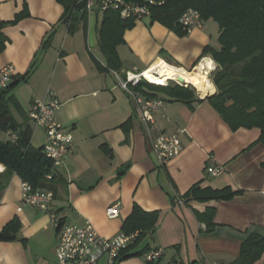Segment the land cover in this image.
Listing matches in <instances>:
<instances>
[{
	"label": "crops",
	"instance_id": "crops-1",
	"mask_svg": "<svg viewBox=\"0 0 264 264\" xmlns=\"http://www.w3.org/2000/svg\"><path fill=\"white\" fill-rule=\"evenodd\" d=\"M25 9L28 17L1 29L7 42L0 50V68L15 67L16 82L9 93L27 114L35 99L48 101L51 92L61 103L57 118L71 130L75 143L63 165L56 168L58 191L52 211L62 223L90 221L99 234L110 237L122 230L135 204L145 211H157L154 232L129 251L142 254L115 264H147L145 253L155 248L163 249L159 264L165 257L166 264L174 258L188 264H231L250 234L264 235L261 130H233L212 103L200 97L207 91L202 95L195 89L203 100L192 105L158 93L155 96L164 99L165 110L155 113L156 131L185 129L182 151L160 164L145 124L114 75V71L146 69L160 58L182 70H193L204 57L212 58L205 53L207 47H220L215 20L192 30L173 29L151 18L134 20L133 27L123 33L124 42L117 46L120 70H108L100 49L103 11L96 9L80 18L71 33L63 21L65 7L58 0H0V22L13 21ZM207 71L212 80V71ZM212 84L215 92L210 95L217 91L213 80ZM31 123L32 144L40 147L46 132ZM0 138L5 139L6 132ZM125 165L129 166L119 173ZM209 166L225 170L214 176L208 173ZM4 170L0 165V172ZM22 181L13 173L0 194V230L13 219L20 222L14 238H0V264H54L60 227L52 223L49 213L23 203ZM197 184L231 188L237 194L230 199L179 203ZM115 202L119 203L118 215L109 217L107 208ZM210 207L215 209V226L208 230L198 214ZM254 264H264V252Z\"/></svg>",
	"mask_w": 264,
	"mask_h": 264
},
{
	"label": "trees",
	"instance_id": "trees-1",
	"mask_svg": "<svg viewBox=\"0 0 264 264\" xmlns=\"http://www.w3.org/2000/svg\"><path fill=\"white\" fill-rule=\"evenodd\" d=\"M65 7L63 21L69 24L71 33L76 30V23L85 18V0H58ZM133 2L155 3L151 6V20L159 21L173 29H184L179 22L182 13L188 8L198 9L206 20H215L220 29V47L209 46L205 53L210 54L217 63L211 72L216 86V93L207 99L212 103L220 116L233 130L241 127L261 130L260 140L264 143V0H129ZM29 12L16 14L13 21L0 22V50L7 42L1 32L5 24L17 22L28 17ZM133 18L123 19L115 10L104 11V20L100 27V49L103 51L108 70H120L117 46L124 42L123 33L133 27ZM50 36L47 43L50 41ZM0 90V129L12 131L15 139L6 135L0 138V165L5 170L0 172V194L6 188L10 176L16 173L24 181L32 184L34 189H50L56 195L58 191L57 169L51 159L42 153V146L32 144L33 126L29 114L23 109L18 99L10 94L15 79ZM24 78V76L22 77ZM170 82L167 86L154 85L144 81L139 89L151 97L160 92L171 99L182 100L192 105L202 101L193 86ZM14 112L20 116V120ZM264 167V163H263ZM50 176V177H49ZM237 191L231 188L211 189L194 185L184 196V201H208L213 199H230ZM122 230L126 233L138 231V236L119 255L117 261L142 251L129 252L145 236L154 232L159 214L157 211H145L138 204L132 207ZM215 209L208 208L198 217L207 224L208 230L215 226L213 221ZM61 220V219H60ZM62 221V220H61ZM20 229L18 219L11 220L0 230V238H14ZM144 252V251H143ZM264 252V235L250 234L242 243L240 254L231 264H254ZM116 261V262H117ZM147 264H159V259L147 261ZM170 264H188L181 258H174ZM189 264H194L193 262Z\"/></svg>",
	"mask_w": 264,
	"mask_h": 264
},
{
	"label": "built area",
	"instance_id": "built-area-1",
	"mask_svg": "<svg viewBox=\"0 0 264 264\" xmlns=\"http://www.w3.org/2000/svg\"><path fill=\"white\" fill-rule=\"evenodd\" d=\"M154 3V1L138 3L129 0H85V9L88 13L96 9L103 12L112 9L117 11L124 20L128 18L142 20L150 18L151 6ZM179 22L184 29L192 30L194 27L202 26L205 23V19L198 9L190 7L182 13ZM149 68L131 70L124 73L114 71V75L119 86L133 101L138 117L145 124L151 147L157 160L160 164H166L182 151L183 141L181 135L185 133V129L182 128L169 133L156 131L155 113L165 110V101L160 97L148 96L139 89V85L144 81L158 85L144 74ZM215 68L213 67L210 70L213 71ZM14 73L15 67L12 64L0 68V90L10 84ZM171 81L177 82L169 80L162 86H167ZM60 106L59 99L51 92V97L48 101L35 99L29 112L33 124L42 127L46 132L42 153L52 160L55 168L63 165L65 157L73 150V145L75 144L71 130L66 128L57 118ZM6 135L11 139L16 138V134L12 131H7ZM224 170L223 166L207 167L208 173L214 176L222 174ZM54 197L55 194L52 190L34 189L30 182L22 181L21 198L23 203L49 213L52 223L60 227V236L55 248L56 262L54 264H100L99 262L102 259L106 260V264H115L121 252L131 245L138 236V231L126 233L121 230L113 236L105 237L96 231L90 221H86L83 225L62 223L57 213L52 211ZM178 202L183 203L184 199L179 198ZM118 212V202L107 208L109 217L117 216ZM162 254V248H155L147 251L145 258L147 261H155Z\"/></svg>",
	"mask_w": 264,
	"mask_h": 264
},
{
	"label": "bare ground",
	"instance_id": "bare-ground-1",
	"mask_svg": "<svg viewBox=\"0 0 264 264\" xmlns=\"http://www.w3.org/2000/svg\"><path fill=\"white\" fill-rule=\"evenodd\" d=\"M213 67H215V62L210 57H204L191 71L182 70L179 67L167 62V60L165 61V59L160 58L157 59V61L150 66L144 74L160 86L165 85L169 80H175L180 83L181 78L184 79L183 82L195 80L196 83H198L196 85L205 88L207 91L206 95H208L212 91L215 92L214 85L212 84V80H210V77L208 76L209 72L207 71Z\"/></svg>",
	"mask_w": 264,
	"mask_h": 264
},
{
	"label": "rangeland",
	"instance_id": "rangeland-1",
	"mask_svg": "<svg viewBox=\"0 0 264 264\" xmlns=\"http://www.w3.org/2000/svg\"><path fill=\"white\" fill-rule=\"evenodd\" d=\"M212 23L216 24L215 22H212ZM208 25H211V23H207V26H208ZM216 25H217V24H216ZM96 54H97L98 57L102 58V55H101V53H100L99 51H97ZM173 83H177V82H174V81H173ZM173 83H171V84H173ZM184 83L192 84V85L196 88L197 92H198V93H201L202 95H203V93H205V91H206L205 88H202V87L196 85V84H198V83H196L195 80H189V82H184ZM160 90H161V89H160ZM160 90H158L159 93H161ZM0 134H2V131H1V130H0ZM167 261H168V257H165V259L162 260V264H166Z\"/></svg>",
	"mask_w": 264,
	"mask_h": 264
},
{
	"label": "water",
	"instance_id": "water-1",
	"mask_svg": "<svg viewBox=\"0 0 264 264\" xmlns=\"http://www.w3.org/2000/svg\"><path fill=\"white\" fill-rule=\"evenodd\" d=\"M183 81H184V79L181 78V83H180V82H179V83L182 84V85H185V86H189V85L193 86L192 84L184 83ZM193 87H194V86H193ZM194 88H195V87H194ZM195 89H196V88H195ZM212 95H214V94H212ZM212 95L208 94V95H206V96H204V97L201 96V98L206 99V98H208V97H211ZM128 166H129V165H125L124 167H122V168L119 170V173H122V172H123Z\"/></svg>",
	"mask_w": 264,
	"mask_h": 264
}]
</instances>
